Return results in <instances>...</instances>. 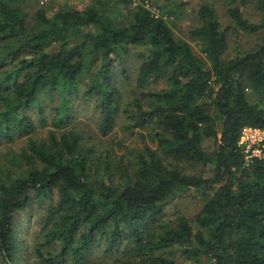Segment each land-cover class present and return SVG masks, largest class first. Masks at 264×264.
Returning a JSON list of instances; mask_svg holds the SVG:
<instances>
[{
	"label": "trees",
	"instance_id": "trees-1",
	"mask_svg": "<svg viewBox=\"0 0 264 264\" xmlns=\"http://www.w3.org/2000/svg\"><path fill=\"white\" fill-rule=\"evenodd\" d=\"M226 1L239 31L264 33V18L253 22L243 14L253 2L263 15L264 0ZM135 2L96 0L51 16L40 6L29 26L27 0H0V48H6L0 55V143L25 140L23 170L6 174L0 164L4 264H28L15 217L37 203L46 207L33 247L40 263L33 264H91L101 245L106 255L124 257L119 264H182L172 251L199 264H264V140L261 154L248 161L237 144L242 127L264 129V36L225 59V30L215 7L202 2L199 25L189 31L196 52L175 35L162 7L156 14L145 0ZM133 47L145 48L135 71L141 92L123 103L114 69L128 73L116 57ZM85 72L90 77L81 96L94 101L98 133L108 135L124 117L130 128H148L155 143L135 155L133 169L118 167L123 180L117 185L98 168L104 163L110 170L109 152L96 154L68 127L75 119L70 96ZM161 81L162 88L144 90ZM42 93L52 99L58 93L59 102L48 138L34 139L47 127ZM184 164L199 172L187 173ZM190 188L204 199L199 211L192 219L167 218L166 202Z\"/></svg>",
	"mask_w": 264,
	"mask_h": 264
},
{
	"label": "rangeland",
	"instance_id": "rangeland-1",
	"mask_svg": "<svg viewBox=\"0 0 264 264\" xmlns=\"http://www.w3.org/2000/svg\"><path fill=\"white\" fill-rule=\"evenodd\" d=\"M96 0H27L24 8L27 12V21L29 26H34V15L38 7L45 6L48 8L47 15L51 16L57 10L68 8H83ZM202 2L211 3L216 9V15L221 25V29L225 30L228 48L224 54L225 59L236 56L240 51L248 50L254 47L262 34H246L239 31L232 23L227 8L230 6L226 0H153L151 6L162 7L159 10L162 17L173 29L178 38L187 40L191 43L196 52L199 51L198 45L189 38V31L199 25L197 10ZM169 11V12H168ZM171 13V15H168ZM243 14L253 22H258L264 18V14H259L253 6V2L243 8ZM117 16L119 20H124L126 17L125 10L120 9ZM93 29V28H91ZM6 51L5 47L0 48V55ZM145 52V48L133 47L126 55L116 57L125 63L127 77L124 76L119 68L114 69V73L118 75V83L121 86L122 102L130 101L135 95L141 92V89L136 85V66L139 64V56ZM118 62V61H117ZM90 72H85L79 81V90L76 94L70 96V113L75 116L73 122L68 127L76 128L82 136L83 142L87 146L93 147L96 154H100L103 158L106 157V152H109L108 162L111 164L110 170L105 171L104 163L100 165L99 170L103 171L106 176H109L115 185L120 184L123 180L118 167H135V155L141 152L144 147H155L154 141L151 139L148 128H130L131 123L127 118L122 117L117 126L106 136H101L97 131L99 115L95 109L94 101L85 100L82 98L83 90L89 81ZM165 84L161 81L157 84L147 86L144 90H157ZM40 101L45 107L44 118L47 122V127H39L34 135V139H47L48 129L51 128L54 108L58 105L59 95L55 94L54 99L51 96L40 94ZM209 104L210 100H206ZM25 144V140L19 139L14 143H0V160L3 165V170L6 174L13 175L20 172L18 169L25 168V161L20 160L21 149ZM203 145L207 148L213 147L212 140H206ZM254 146V145H253ZM187 173L199 172L196 167L184 164ZM10 171V173H9ZM204 203L201 192L197 189L190 188L184 192L177 193L171 197L165 204V215L167 218L173 219L177 215H183L192 219L199 211ZM46 204H35L27 210L20 212L15 217L16 239L21 244L20 248L24 252L25 261L28 264L40 263L39 259H35L33 247L36 244V236L40 225V220L44 214ZM103 244V243H102ZM171 257L182 264H199L195 260L184 258L179 251H172ZM124 260V257L116 255H106L103 252L102 245L94 250L89 256L88 262L91 264H119ZM206 262H204L205 264ZM0 264H4L0 256Z\"/></svg>",
	"mask_w": 264,
	"mask_h": 264
},
{
	"label": "built area",
	"instance_id": "built-area-1",
	"mask_svg": "<svg viewBox=\"0 0 264 264\" xmlns=\"http://www.w3.org/2000/svg\"><path fill=\"white\" fill-rule=\"evenodd\" d=\"M136 0H134V3ZM145 6L152 12L158 14L157 7L151 6L150 0H145ZM264 140V129L253 128L249 126L242 127L237 141L245 154V159L248 161L254 156L261 154V142ZM254 145V146H253Z\"/></svg>",
	"mask_w": 264,
	"mask_h": 264
}]
</instances>
